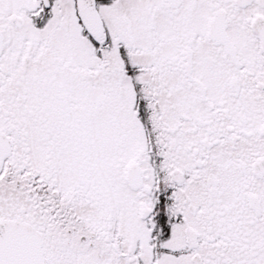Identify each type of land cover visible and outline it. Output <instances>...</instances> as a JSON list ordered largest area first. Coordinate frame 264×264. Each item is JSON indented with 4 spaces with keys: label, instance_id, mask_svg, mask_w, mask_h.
I'll return each instance as SVG.
<instances>
[{
    "label": "snow or ice",
    "instance_id": "6c2138e0",
    "mask_svg": "<svg viewBox=\"0 0 264 264\" xmlns=\"http://www.w3.org/2000/svg\"><path fill=\"white\" fill-rule=\"evenodd\" d=\"M0 264H264V0H0Z\"/></svg>",
    "mask_w": 264,
    "mask_h": 264
}]
</instances>
